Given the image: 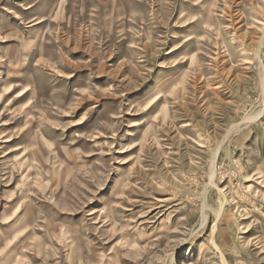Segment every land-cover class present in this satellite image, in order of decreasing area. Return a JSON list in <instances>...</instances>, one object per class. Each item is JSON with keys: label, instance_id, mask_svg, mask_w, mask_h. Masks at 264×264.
Masks as SVG:
<instances>
[{"label": "rangeland", "instance_id": "obj_1", "mask_svg": "<svg viewBox=\"0 0 264 264\" xmlns=\"http://www.w3.org/2000/svg\"><path fill=\"white\" fill-rule=\"evenodd\" d=\"M263 77L264 0H0V264H264Z\"/></svg>", "mask_w": 264, "mask_h": 264}, {"label": "bare ground", "instance_id": "obj_2", "mask_svg": "<svg viewBox=\"0 0 264 264\" xmlns=\"http://www.w3.org/2000/svg\"><path fill=\"white\" fill-rule=\"evenodd\" d=\"M263 81H264V77H263ZM203 207H204V209H206L208 206H207V204L204 203ZM224 208H225V200H222L220 202V206L217 209H215L216 219H215V222L213 224L212 232H211L213 235L215 234V232L217 230V222L216 221L221 217ZM206 219H207V215H206V212L204 210V213H203V216H202V219H201V225L204 226V224L206 222ZM212 242H213V245L216 248L221 250V248H220L219 244L217 243L215 237L212 238ZM221 257H222V260L225 261V263L227 264L224 254L221 253Z\"/></svg>", "mask_w": 264, "mask_h": 264}]
</instances>
